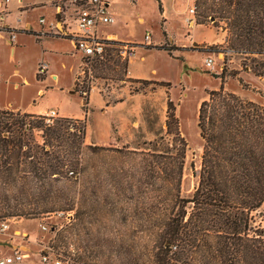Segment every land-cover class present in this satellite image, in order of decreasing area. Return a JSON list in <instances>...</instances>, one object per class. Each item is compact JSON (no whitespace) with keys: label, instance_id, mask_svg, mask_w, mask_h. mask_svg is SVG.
<instances>
[{"label":"trees","instance_id":"trees-1","mask_svg":"<svg viewBox=\"0 0 264 264\" xmlns=\"http://www.w3.org/2000/svg\"><path fill=\"white\" fill-rule=\"evenodd\" d=\"M207 2L195 0L194 4L203 6L204 18L226 22V49L241 56L244 70L264 78V0ZM107 43L91 69L108 68L119 75L118 80H125L128 59L118 52L124 42ZM149 47L169 54L179 49L166 42ZM224 75L223 68L219 86L207 90L198 106L202 151L190 194L181 195L187 141L171 100L165 135L153 143L159 152L144 154L154 157L150 172L145 165L141 173L143 181L154 186L153 202L145 208L154 214L146 220L154 242L152 264H264V227L258 214L264 201V100L257 102L226 89ZM73 92L82 97L86 110L87 96L76 88ZM72 127L74 131H69ZM85 127L78 118L59 116L45 123L42 114L0 108V183L16 187L20 194L32 188L31 194L39 199L32 209L6 206L0 212L21 216L73 210L70 177L81 169ZM36 131L41 132V143L35 141ZM86 148L106 149L91 144ZM79 216L75 209L72 219Z\"/></svg>","mask_w":264,"mask_h":264},{"label":"rangeland","instance_id":"rangeland-1","mask_svg":"<svg viewBox=\"0 0 264 264\" xmlns=\"http://www.w3.org/2000/svg\"><path fill=\"white\" fill-rule=\"evenodd\" d=\"M159 1L160 5L163 2L169 16L170 0ZM187 1L189 0H183L184 3ZM192 1L195 3V0ZM131 2L132 0H111L110 6L118 5L132 11L131 14L136 10L123 32H128L131 38H135V59L142 54L145 60L138 62L146 73L153 68L155 71L151 75L157 81L143 84L129 80L126 75L125 80H118L116 77L119 75L107 68L92 69L90 74L82 75L79 80L76 75L73 85L71 72L61 70L59 85L53 81L49 83L53 88L52 94L46 96L44 103L53 104V100L62 98L64 105L77 108L80 98L71 90H82L86 94L81 95L87 96L92 86L98 88L112 104L115 99L130 95L120 112L134 111L136 123L133 133L130 131L116 145H98L106 149L90 150L86 148L90 144L84 140L81 169L76 170V177L67 172V176H71L70 193L75 196L73 210L21 216H8L5 212H0V223L8 224L4 231L0 230L1 250L4 251L2 246L5 244L12 245L10 241L14 240L13 243L24 245L29 254L27 260L34 264H56V261L58 264H152L154 242L146 220L152 219L154 214L151 209L145 208L153 202L151 189L154 186L146 184L141 173L145 165L146 171L150 172V164L154 160L153 156L144 154L159 152V146L153 143L165 135L167 102L172 101L181 134L187 141L180 190L181 195H188L196 181L193 171L199 169L201 160L198 106L207 90L219 86L222 69H225L222 82L226 89L257 102L264 100V78L256 76L250 70H244L241 56L226 49L227 30L224 20L204 18L201 12L203 6L196 7V22L203 21L197 23L201 24L196 28L197 32H201L198 41L186 49H173L171 54L157 48L144 50L139 46L142 45L146 32H150L153 40H159L163 36L162 12L156 0H137L135 7ZM39 13V8L33 9L29 17L37 23ZM185 14L186 12L183 17ZM139 16L143 17V22L139 21ZM50 17L51 15H46V18ZM178 22V19L170 21L169 30L177 32ZM168 40V45L177 47ZM57 42L69 43L63 40ZM34 45L25 49L22 55L17 54L15 62L8 61L6 56L0 57V70L4 74L0 80V104L26 107L37 99L36 90L40 84L36 82L33 72L37 61V49ZM71 48L77 54L76 59L80 58L81 68V52L75 50L73 44ZM206 57L213 58L212 68L206 64ZM15 66L21 71L20 78L6 80ZM22 77L27 81L24 82ZM38 77L42 78L43 75ZM16 81L19 83L17 88L13 87V82ZM159 81L168 83L169 86L160 85ZM82 120L85 122V119ZM69 131H74V128ZM40 133L35 132L37 143L42 142ZM55 185L61 188L63 184L56 182ZM30 190L33 191L28 188L25 194H20L16 187H3L0 183V207H17L18 211L32 209L39 199ZM75 209L80 211L78 220L72 219ZM258 214L264 227V201ZM40 224L45 225L46 230H42ZM23 232L26 233L24 240L21 239ZM42 256L46 260H42Z\"/></svg>","mask_w":264,"mask_h":264},{"label":"crops","instance_id":"crops-1","mask_svg":"<svg viewBox=\"0 0 264 264\" xmlns=\"http://www.w3.org/2000/svg\"><path fill=\"white\" fill-rule=\"evenodd\" d=\"M58 1L59 0H11L9 2L3 22L16 30V38L12 45H9L3 39H0V57L3 55L6 56L8 61L15 62L17 54L22 55L25 49L30 47V45L35 44L34 46L37 49V61L33 72L36 82L39 83L40 86L36 90L37 101L32 100L28 106L19 107L8 103L0 104V108H10L12 110L34 114H42L46 109L55 108L59 116L85 119L86 127L84 140L86 143L116 145L123 139V137L129 135L130 131L133 133V126L136 123L134 120V111H128V113L120 112V109L125 107L127 102L126 99L130 95H127L126 98L121 97L115 99L112 104L109 100H106L105 97H103L98 88L93 87L87 94L86 110L82 108L84 103L82 97L77 92H73V89L71 92L78 94L80 98L77 108H74L73 106L70 108L67 107L63 104L62 98H59L57 101L53 100V104L44 103V100L47 99L46 96L52 94L53 88L49 83L51 81H53V83H59L62 74L61 70H68L71 72L74 85L80 63V58L76 59L77 54L74 53V50L71 48L73 44L72 41L67 37L53 34L49 29V23L54 20V17H56L54 4ZM110 1L111 0H107V10L113 15L114 20L107 24V26H101V32L107 34V36H113L116 41L135 44V38H131L132 36L128 32L124 33L123 29L131 19V15H133L136 10L131 14L132 11H127L118 5L110 6ZM136 2L137 0L131 2V4L135 7ZM192 4H194L192 0H189L186 3H184L183 0H170L171 13L168 16L167 9L161 1V5L163 6L161 14V32L163 36H161L159 40H153L150 32H146L149 33L150 39H143L142 45L139 47H143L144 50L153 49L149 46L161 45L169 39L168 42L174 43L179 49H186L193 42L198 41L201 32H197L196 28L201 24L196 23L192 26H186L183 20L184 12H186V9ZM38 8L40 11L39 18H44L43 23H39V18L36 23L29 17L30 12L33 9ZM46 15H51V17L46 18ZM138 19L140 22L144 21L142 16H139ZM177 19L179 21L178 31L173 32L169 30L168 25L170 24V21H177ZM57 40L68 41L69 43L67 45V43H59ZM133 46L134 54L127 61V78L132 79L133 81H157L151 75L155 70L150 68L149 73H146L143 70L141 63H139L144 61L145 57L141 54L138 59H135L137 45ZM179 49H176L175 51ZM40 61H45L47 63V71L42 78H37L36 67ZM20 74L21 71L19 67L15 66L5 79L11 80L12 77L20 78ZM3 76L4 74L0 70V80H2ZM22 79L24 82L27 81L24 77H22ZM13 87H19V83L17 81L13 82ZM129 114H131V116H129ZM13 241L14 240L10 241L12 245L5 244V246H2L4 251L0 248V250L3 251L0 258L11 255L12 251L10 252L9 250L13 249L15 245L20 244H15ZM20 245L24 247V245Z\"/></svg>","mask_w":264,"mask_h":264},{"label":"built area","instance_id":"built-area-1","mask_svg":"<svg viewBox=\"0 0 264 264\" xmlns=\"http://www.w3.org/2000/svg\"><path fill=\"white\" fill-rule=\"evenodd\" d=\"M11 0H0V39L5 40L9 45L14 43L16 30L3 22L7 6ZM20 1V0H19ZM56 17L49 23L50 31L55 35L69 38L75 50L81 52V68H78L77 77L84 74H90L91 62L95 58H101L108 41H116L113 36H107L100 30L101 26L113 22V15L107 10V0H59L54 4ZM183 20L187 26L196 24V7L195 4L187 8ZM39 23L44 22V18H39ZM145 40H149V33L144 35ZM118 52L122 59H129L134 54V46L131 43H122L118 45ZM205 62L211 68L214 60L212 57H206ZM47 71V63L40 61L36 67L37 75H44ZM93 88V86H92ZM81 93H85L81 90ZM45 123H51L54 118L58 117L55 108L47 109L44 114ZM8 227L6 222L0 223V230L4 231ZM42 230L46 226L40 224ZM26 233H22L21 239L24 240ZM49 250L48 247H46ZM29 254L26 248L17 244L13 247L11 255L0 258V264L24 263L34 264L28 261ZM42 260H46L42 256ZM59 262L56 261V264Z\"/></svg>","mask_w":264,"mask_h":264}]
</instances>
